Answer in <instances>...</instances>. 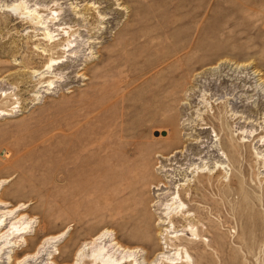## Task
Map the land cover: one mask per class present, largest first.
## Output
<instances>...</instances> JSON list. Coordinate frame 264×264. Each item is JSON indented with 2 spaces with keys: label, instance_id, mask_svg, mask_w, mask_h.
Wrapping results in <instances>:
<instances>
[{
  "label": "rangeland",
  "instance_id": "obj_1",
  "mask_svg": "<svg viewBox=\"0 0 264 264\" xmlns=\"http://www.w3.org/2000/svg\"><path fill=\"white\" fill-rule=\"evenodd\" d=\"M3 212L0 264H264V0H0Z\"/></svg>",
  "mask_w": 264,
  "mask_h": 264
},
{
  "label": "bare ground",
  "instance_id": "obj_2",
  "mask_svg": "<svg viewBox=\"0 0 264 264\" xmlns=\"http://www.w3.org/2000/svg\"><path fill=\"white\" fill-rule=\"evenodd\" d=\"M21 5V3L20 4H18V5H12L11 7H8L7 6V12H9V13H16V12H18V9H20V6ZM22 14V13H21ZM22 15H24V14H22ZM21 15V16H22ZM25 19V18H24ZM66 52H69V50L68 51H66ZM69 54V53H68ZM69 56V55H68ZM58 64L59 62H56V61H50V64H51V66H54L55 64ZM48 68H49V64H48ZM217 168H221L220 166H216ZM217 168H215V169H217ZM198 172V171H197ZM167 186V185H166ZM179 193L178 192H176V195H177V199H179V195H178ZM173 199H175L174 197L172 198V200ZM171 201V200H170ZM176 201V200H175ZM177 201H180V200H177ZM177 201H176V203H177ZM181 202V201H180ZM172 204L174 205V203H171V204H160L159 205V208H158V210L159 211H157L158 213V218H157V222H158V224H157V226L159 225L160 226V228H161V226H164V225H166V226H168L169 224H171V226L173 227L174 226V224H173V219L174 218H176V217H179V215L178 216H176L177 214H179V213H177V214H175L172 210H171V208L173 207L172 206ZM175 205H177V204H175ZM179 205H182L181 203H179ZM153 206V205H152ZM172 206V207H171ZM173 209V208H172ZM174 209H176V208H174ZM178 210V209H177ZM176 210V211H177ZM175 211V210H174ZM184 213V212H183ZM186 213V212H185ZM11 214V212H7V213H5V212H3V214L0 216V252H1V250H2V248H4L3 246L5 245V241H8L10 238L9 237H11V236H13L10 240H9V242H6V243H8V244H10L11 243V241H13V239L15 238V236L14 235H19V236H22V235H24L25 234V232H20V231H18L16 234L14 233V232H10V233H8V234H2V231L6 228V222L8 221V219H9V215ZM181 214V216L183 215L182 213H180ZM184 216V215H183ZM182 216V217H183ZM186 216H188L187 215V213H186V215L184 216V218H183V220H185L187 217ZM191 216V215H190ZM186 217V218H185ZM181 218V217H180ZM179 218V219H180ZM193 221V220H192ZM187 222V221H186ZM9 223V222H8ZM8 225V224H7ZM14 225V224H13ZM188 225V224H187ZM188 227V226H187ZM186 227V228H187ZM185 228V227H184ZM192 228V227H191ZM162 230V229H161ZM160 230V232H162ZM166 230H168V229H166ZM165 229H164V231H166ZM174 231H175V229H173ZM186 230H188V229H186ZM185 231V230H184ZM67 232V231H66ZM168 231H166V232H163L162 234L164 235V233H167ZM173 232V231H172ZM179 232V231H178ZM196 232V231H195ZM176 233V232H175ZM192 233H193V231H192ZM2 234V235H1ZM64 234V233H63ZM161 234V236L163 237V235ZM194 234V233H193ZM4 235V236H3ZM7 235V236H6ZM171 235H172V233H171ZM171 235H169V234H165V236L166 237H164V243H162V242H159V245L161 246L160 247V253L159 254H157V257L155 258V260L153 261V262H158V261H161V260H163V258L165 257V254H167V253H170L172 250H171V248L169 247V243H171L173 240H175L176 241V239L177 238H179L178 237V235H175V236H171ZM181 235H183V234H181ZM195 235V234H194ZM180 236V235H179ZM114 237V236H113ZM112 237V234H110L108 231H102L101 233H99L98 235H96L95 237H93L90 241H89V243H87V246H83V248H81L79 251H77V253L75 254V257L73 258L74 259V262H73V264H127L128 262H130L129 261V256H128V258H127V256H125L123 253V255L127 258V259H124L123 257H122V259L120 258V259H118V257H117V254H116V252L117 251H119L120 250V255L122 256V254H121V252H123V250H122V248H121V246L122 245H120L119 246V242H115V237L113 238ZM3 238H8V240L7 239H3ZM178 241V240H177ZM119 243V244H118ZM7 244V245H8ZM13 244H15V243H13ZM8 246H11V245H8ZM82 247V246H81ZM8 248H11V247H8ZM121 248V249H120ZM124 248V247H123ZM5 249H6V246H5ZM125 249V248H124ZM4 250V249H3ZM175 251V250H174ZM131 252V251H130ZM173 252V251H172ZM176 252H177V248H176ZM127 253H129V251H127ZM178 253V252H177ZM177 253L176 254H173L174 256L175 255H177ZM132 255V254H131ZM131 255H130V258H131ZM181 255V254H180ZM168 256V255H167ZM180 257V256H179ZM167 258V257H166ZM173 258V257H172ZM176 258H178V257H176ZM174 260H175V258H173V262H174ZM178 260V259H177ZM177 260H175V261H177ZM170 262V261H169ZM173 262L171 263V264H173ZM174 263H176V262H174ZM130 264H137L134 260L130 263Z\"/></svg>",
  "mask_w": 264,
  "mask_h": 264
}]
</instances>
